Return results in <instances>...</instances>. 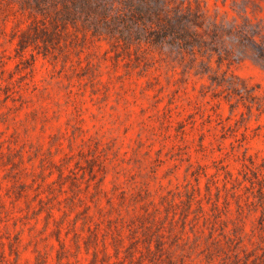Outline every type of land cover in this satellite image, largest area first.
I'll return each instance as SVG.
<instances>
[{
    "label": "rangeland",
    "instance_id": "obj_1",
    "mask_svg": "<svg viewBox=\"0 0 264 264\" xmlns=\"http://www.w3.org/2000/svg\"><path fill=\"white\" fill-rule=\"evenodd\" d=\"M173 1L201 12L200 38L69 27L44 54L42 41L20 50L30 19L0 0V264H89L90 231L110 251L119 234L144 250L151 218L137 216L160 208L164 219L187 187L210 217L193 227L200 240L239 228L243 247L260 242V212L223 196L217 211L205 186L245 156L264 164V0ZM139 249L119 264H139Z\"/></svg>",
    "mask_w": 264,
    "mask_h": 264
},
{
    "label": "trees",
    "instance_id": "obj_2",
    "mask_svg": "<svg viewBox=\"0 0 264 264\" xmlns=\"http://www.w3.org/2000/svg\"><path fill=\"white\" fill-rule=\"evenodd\" d=\"M15 1H18L23 16L30 19V23L19 36L20 50L23 52L28 47L40 52L38 45L42 41L41 51L47 54L69 27H73L76 32H91L94 35L102 31L123 36L152 33L158 37H169L171 43L177 45H180L181 41L187 44L189 39L196 40L201 37L198 30L203 20L201 12L190 11L173 0ZM246 158L247 156L237 174L226 165L216 167L210 174L207 173L208 182L205 187L208 195L214 196L211 197L212 204L217 211L222 208V196L224 206H230L233 201L239 214H243L246 209L249 212L259 211L258 222L264 231V164L258 165L250 157L247 158L248 162ZM195 179L200 181L199 173H195ZM175 197H179L180 202L172 198L164 205V219H168V224H164L163 217L157 215L160 208L137 216L139 219L151 218V228H146L143 233L144 250L139 249L138 242L141 237L133 236L135 241L131 240L129 245H124L123 237L119 234L118 237L114 236L111 242L114 251H110L108 244L99 239L97 233L90 231L85 241L87 250L93 246L89 264H110L113 256L118 258L114 263L119 264L123 260L121 251L124 252V259L134 261L136 249H139L140 253L139 264L146 259L151 261V256L155 255H165L167 264H176L177 261L184 263L186 259H190L194 264H264V234L261 235L260 242L252 248L242 246V241L238 238L239 228H234L232 232L225 228L218 235L212 231L208 239L200 240L193 227L200 224L201 219L206 222L210 218L206 215L202 198L198 197L194 188L188 187L183 192H177ZM194 203L198 204L197 211L193 208ZM179 222L180 228H177ZM116 229L120 230L119 227ZM190 232H193L194 236ZM197 247L201 248L199 255L202 254L204 260L202 257L196 260L194 251ZM179 249L182 252H179ZM225 258L229 261H225Z\"/></svg>",
    "mask_w": 264,
    "mask_h": 264
}]
</instances>
